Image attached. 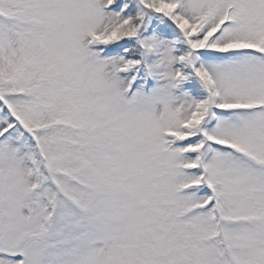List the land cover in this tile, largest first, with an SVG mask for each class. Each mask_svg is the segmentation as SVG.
<instances>
[{
	"label": "snow or ice",
	"instance_id": "1",
	"mask_svg": "<svg viewBox=\"0 0 264 264\" xmlns=\"http://www.w3.org/2000/svg\"><path fill=\"white\" fill-rule=\"evenodd\" d=\"M0 264H264V0H0Z\"/></svg>",
	"mask_w": 264,
	"mask_h": 264
}]
</instances>
